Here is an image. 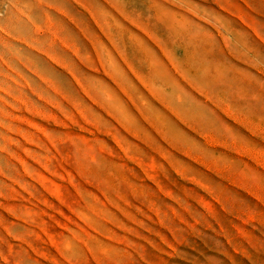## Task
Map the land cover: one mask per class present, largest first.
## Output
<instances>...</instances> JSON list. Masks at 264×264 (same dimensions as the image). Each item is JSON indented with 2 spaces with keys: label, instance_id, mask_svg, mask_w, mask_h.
I'll return each mask as SVG.
<instances>
[{
  "label": "rangeland",
  "instance_id": "obj_1",
  "mask_svg": "<svg viewBox=\"0 0 264 264\" xmlns=\"http://www.w3.org/2000/svg\"><path fill=\"white\" fill-rule=\"evenodd\" d=\"M0 264H264V0H0Z\"/></svg>",
  "mask_w": 264,
  "mask_h": 264
}]
</instances>
